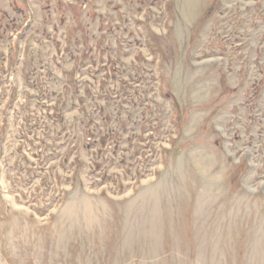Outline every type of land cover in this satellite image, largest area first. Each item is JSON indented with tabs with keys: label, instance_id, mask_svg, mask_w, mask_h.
<instances>
[{
	"label": "rangeland",
	"instance_id": "obj_1",
	"mask_svg": "<svg viewBox=\"0 0 264 264\" xmlns=\"http://www.w3.org/2000/svg\"><path fill=\"white\" fill-rule=\"evenodd\" d=\"M0 264H264V0H0Z\"/></svg>",
	"mask_w": 264,
	"mask_h": 264
},
{
	"label": "bare ground",
	"instance_id": "obj_2",
	"mask_svg": "<svg viewBox=\"0 0 264 264\" xmlns=\"http://www.w3.org/2000/svg\"><path fill=\"white\" fill-rule=\"evenodd\" d=\"M210 172V171H209ZM212 172V171H211ZM208 174V173H207Z\"/></svg>",
	"mask_w": 264,
	"mask_h": 264
}]
</instances>
